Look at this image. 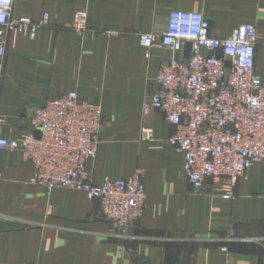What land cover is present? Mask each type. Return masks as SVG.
Masks as SVG:
<instances>
[{
  "label": "crops",
  "instance_id": "1",
  "mask_svg": "<svg viewBox=\"0 0 264 264\" xmlns=\"http://www.w3.org/2000/svg\"><path fill=\"white\" fill-rule=\"evenodd\" d=\"M82 9L89 26L83 36L73 29ZM175 9L203 12L217 37L254 23L255 71L264 82V0L15 1V18L40 22L48 13L49 19L35 37L18 30L8 36L3 135L32 131L35 108L67 92L96 100L104 121L98 154L86 164L88 180L139 171L146 201L139 221L120 233L98 200L32 182V162L20 150H0V264H264V159L235 184L208 178L198 191L187 178L185 154L167 142L173 127L166 115L143 113L144 101L158 90L159 68L175 54L155 47L146 57L139 34L164 33ZM143 126L153 128L154 140H140ZM227 191L234 197L223 198ZM231 228L235 237L227 239Z\"/></svg>",
  "mask_w": 264,
  "mask_h": 264
},
{
  "label": "built area",
  "instance_id": "2",
  "mask_svg": "<svg viewBox=\"0 0 264 264\" xmlns=\"http://www.w3.org/2000/svg\"><path fill=\"white\" fill-rule=\"evenodd\" d=\"M15 1L0 0V82L9 34L18 30L35 37L49 19L48 13L40 22L15 18ZM73 29L81 36L89 31L85 9L75 13ZM139 39L146 57L155 47L170 48L175 54L159 68L158 90L144 101L142 110L166 115L173 127L167 142L185 154L189 182L199 191L208 178L232 184L247 178L251 165L264 159V82L255 71L257 26L242 23L229 36L217 37L203 12L175 9L164 33L142 32ZM180 52L187 53L179 57ZM103 121L98 101L70 91L35 108L34 129L16 137L3 135L6 117L0 113V150H20L34 165L32 182L48 190L79 189L88 199L98 200L106 218L118 232L126 233L143 214L145 185L139 171L100 183L88 180L86 164L98 154ZM154 139L153 128L143 126L140 140ZM221 196L234 194L227 191ZM234 237L231 228L227 239Z\"/></svg>",
  "mask_w": 264,
  "mask_h": 264
},
{
  "label": "water",
  "instance_id": "3",
  "mask_svg": "<svg viewBox=\"0 0 264 264\" xmlns=\"http://www.w3.org/2000/svg\"><path fill=\"white\" fill-rule=\"evenodd\" d=\"M39 133H40V132L38 131V132H37V135H38ZM136 264H140V263H138V262L136 261ZM141 264H147V263H144V262H143V263H141Z\"/></svg>",
  "mask_w": 264,
  "mask_h": 264
}]
</instances>
